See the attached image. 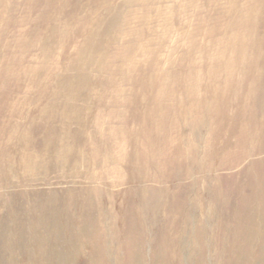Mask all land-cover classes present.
Wrapping results in <instances>:
<instances>
[{
    "label": "rangeland",
    "instance_id": "rangeland-1",
    "mask_svg": "<svg viewBox=\"0 0 264 264\" xmlns=\"http://www.w3.org/2000/svg\"><path fill=\"white\" fill-rule=\"evenodd\" d=\"M0 264H264V0H0Z\"/></svg>",
    "mask_w": 264,
    "mask_h": 264
}]
</instances>
